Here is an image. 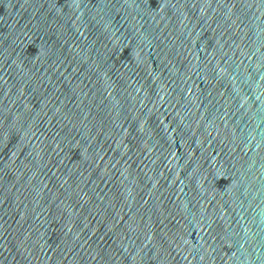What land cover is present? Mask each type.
<instances>
[{
	"label": "water",
	"instance_id": "water-1",
	"mask_svg": "<svg viewBox=\"0 0 264 264\" xmlns=\"http://www.w3.org/2000/svg\"><path fill=\"white\" fill-rule=\"evenodd\" d=\"M0 264H264V0H0Z\"/></svg>",
	"mask_w": 264,
	"mask_h": 264
}]
</instances>
